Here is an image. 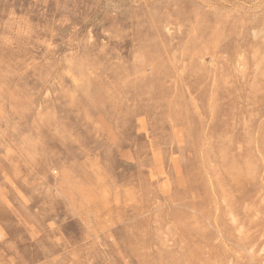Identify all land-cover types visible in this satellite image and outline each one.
Masks as SVG:
<instances>
[{"label":"rangeland","instance_id":"374dc122","mask_svg":"<svg viewBox=\"0 0 264 264\" xmlns=\"http://www.w3.org/2000/svg\"><path fill=\"white\" fill-rule=\"evenodd\" d=\"M0 264H264V0H0Z\"/></svg>","mask_w":264,"mask_h":264}]
</instances>
